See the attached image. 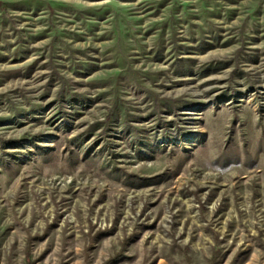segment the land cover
Listing matches in <instances>:
<instances>
[{
  "label": "rangeland",
  "instance_id": "1",
  "mask_svg": "<svg viewBox=\"0 0 264 264\" xmlns=\"http://www.w3.org/2000/svg\"><path fill=\"white\" fill-rule=\"evenodd\" d=\"M0 264H264V0H0Z\"/></svg>",
  "mask_w": 264,
  "mask_h": 264
}]
</instances>
